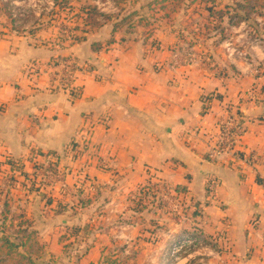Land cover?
I'll list each match as a JSON object with an SVG mask.
<instances>
[{"label":"crops","instance_id":"obj_1","mask_svg":"<svg viewBox=\"0 0 264 264\" xmlns=\"http://www.w3.org/2000/svg\"><path fill=\"white\" fill-rule=\"evenodd\" d=\"M140 2H133L137 22L131 29L106 13L111 20L99 15L95 23L81 15L86 22L79 41L59 46L49 28L7 32L0 16V188L23 198L20 208L27 204L30 215L22 213L44 248L43 264L50 263L46 258L51 264H102L118 242L127 246L122 264L138 257L160 264L159 238L152 251L135 253V244L144 243L143 224L126 219L128 195L149 184L175 193L192 212L185 226L218 244L226 264H264V189L256 182L264 180V75L254 68L264 66L260 48L250 43L242 52L221 42L206 50L208 56L195 54L196 46L184 48L169 22L154 21L147 34ZM66 59L86 67L76 74L77 100L52 82ZM227 114L243 128L236 150L254 153L258 164L206 159ZM47 158L63 170L62 181L44 184L38 169ZM7 163L17 168L9 171ZM7 175H13L11 186ZM76 183L89 188L96 205L122 217H105L101 229V218L86 220L65 209L55 214V200L38 198L46 192L56 198L63 184L71 191ZM88 225L99 228L79 242L66 234ZM166 226V238L179 228ZM64 235L74 245L66 248ZM201 255L173 264L202 263ZM117 257L112 252L110 264Z\"/></svg>","mask_w":264,"mask_h":264},{"label":"rangeland","instance_id":"obj_2","mask_svg":"<svg viewBox=\"0 0 264 264\" xmlns=\"http://www.w3.org/2000/svg\"><path fill=\"white\" fill-rule=\"evenodd\" d=\"M105 1L108 2L105 3ZM134 1L130 0L125 4L117 5L112 0H70L71 10L63 11L62 8L55 7L48 0H26L24 2L0 0V16L4 30L7 32H22L25 28L28 32H34L41 28H49L51 34L55 36L53 39L54 43L59 46L60 44L71 42V37L81 38L82 32L80 30L83 31L84 28L80 29V27L86 22L83 7H95L98 11L101 10L103 12L102 14L93 13L92 23H95V18L99 15L104 17L106 14L112 17L118 16L115 20L121 21L136 8ZM140 4H142V8L138 12L144 17L145 21L143 24L147 26V34H150L154 21H157L158 26L159 23L169 22L179 32V40L184 42L183 47L188 48L191 45H195V54H202L203 57L209 55L206 50L210 51L213 46L220 45L221 42L224 44L232 43L230 48L242 52L245 51L244 47H248V44L251 43L260 48L259 51L264 57V0H167L166 2L141 0ZM81 15L84 18L81 19ZM242 17H246L247 20H242ZM136 22L134 17H132L127 23L123 21L118 22V24L129 30ZM231 38L234 39L231 40ZM238 57L244 58L241 55H238ZM254 68L259 74L264 75V66L262 64L254 65ZM38 170L42 174L43 166L40 165ZM60 171L64 174L63 170ZM10 177H13V175H7L5 179L10 180ZM54 181L51 177L44 184L51 185ZM83 185V183H76L71 191H67L66 187L60 188L59 195L56 198H52L51 192L41 193L38 198L44 203L55 200V205H65L66 212L69 214L75 212L81 216L83 215L86 220L89 219V216L101 218V229L103 228L105 217L111 215H113V218L122 217L120 211L106 212L103 205L100 204L101 202L96 205L94 200H92V196L90 198L89 188H84ZM1 187L4 186L1 185ZM28 188H34V185L32 186L31 184ZM9 195L0 196V210H4L3 202L6 201L8 207H11V210L9 208L10 214L16 215L20 211H24L30 215L29 210L27 211L26 209L27 204H23L22 208L16 204L17 201H21L23 198L13 192L10 193V191ZM128 199L130 201L128 206L130 211L126 219L129 222L138 221L143 224L140 228V233L144 236V243L135 244L133 247L135 253L138 250L140 252H146L148 249L152 251L153 241H157L159 238V251L161 254L159 263L173 264L176 262L168 256L170 244L172 240L174 241L175 239L176 241L182 235L197 232L185 226L188 224V220H191L192 212L183 206L175 196V193L168 195L167 192L162 191L161 188L159 189L157 184L144 185L138 188L137 191L128 195ZM54 203L52 204L53 206ZM168 222L172 226H179V228L174 227L177 230L173 232L171 237L166 238L164 235H166L168 230L166 226ZM97 228L99 226L90 227L88 225L84 227V233L80 234L76 240L70 239L79 242L85 235L91 234L92 230L96 231ZM70 233L71 229L68 233L66 232L67 235H70ZM63 240L69 241V238L64 235ZM207 240L211 243L208 250L181 251L177 255L178 260L183 256L201 253L203 255L200 257L203 256L206 261L195 263L194 259L187 264H226V259L220 258L221 254H218V252H221L216 249L218 244L209 239ZM65 245L67 248L70 245H74V243L69 241ZM126 247H121L118 242L112 248H108L102 264H110L112 259L109 256H112V252L115 256H118L115 258V261H117L115 264H122L123 260L120 257V251ZM128 249L133 251L130 247ZM39 255L40 253H35L34 249L33 257L38 263L43 264L42 259L45 257L38 260L37 257ZM130 260L128 264H148L145 257ZM45 261L50 262L49 264L54 262L47 258Z\"/></svg>","mask_w":264,"mask_h":264},{"label":"built area","instance_id":"obj_3","mask_svg":"<svg viewBox=\"0 0 264 264\" xmlns=\"http://www.w3.org/2000/svg\"><path fill=\"white\" fill-rule=\"evenodd\" d=\"M19 2H24L26 0H18ZM52 5L55 6V2L53 0H48ZM108 1H105V3ZM104 4V2H103ZM102 4V5H103ZM24 30V29H23ZM59 70L53 74L52 82L54 87L67 94L71 100H77L81 96V89L75 84L76 74L80 71L86 70L84 65H79L74 62L72 59H66L60 61L58 64ZM243 133V128L238 122L235 115L227 114L225 118L222 120L219 131L217 135L214 137L211 147L206 155V159L210 162H217L221 159L228 157L231 162H239L248 166H254L258 164L259 157L254 153H248L245 155L242 152L236 150L237 141L241 137ZM33 159H36L37 156L32 155ZM13 166L17 168V165H12L7 163L5 167L10 171L13 169ZM43 172L42 176L49 180L52 177L55 181H62L63 174L62 172L54 165V163L47 158L44 163H42ZM13 177H10V180H7V185L13 184ZM159 189L165 191L170 195L171 189L165 185H158ZM62 188H65L66 185H62ZM2 210H0L1 212ZM210 241L207 238L199 233L192 232L187 233L179 237L178 240H172L170 244V253L168 256L174 261L178 260L177 255L181 251H206L210 246Z\"/></svg>","mask_w":264,"mask_h":264},{"label":"trees","instance_id":"obj_4","mask_svg":"<svg viewBox=\"0 0 264 264\" xmlns=\"http://www.w3.org/2000/svg\"><path fill=\"white\" fill-rule=\"evenodd\" d=\"M55 2V7L62 8V10H71L70 0H53ZM115 4H125L129 0H112ZM161 2H166L167 0H160ZM85 16L90 19L93 17V13H96L95 7H83ZM135 16V12H131L127 17L121 19L120 22H126ZM111 16H104L106 21L111 20ZM115 19L118 16L114 17ZM241 19V18H240ZM238 19V20H240ZM242 20H247V18L242 17ZM118 22L116 25H118ZM72 38V43L79 41V38ZM256 182L258 185L262 186L264 189V180L257 178ZM177 189V188H176ZM9 190L0 188V196L6 194L8 195ZM4 210L0 212V264H40L33 257L34 249L35 253L39 252L40 255L37 257L41 260L44 257V248L39 245L36 241L35 232L31 229L30 222L25 218L24 214L20 211L16 215L10 214L8 203L5 201ZM47 204H51V201H47ZM65 205H56L53 209L55 214H62ZM16 222V223H15ZM12 231V232H11ZM84 233V228L72 227L70 238L76 240L80 234ZM36 256V255H35ZM103 263V261H102Z\"/></svg>","mask_w":264,"mask_h":264}]
</instances>
